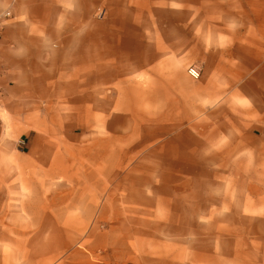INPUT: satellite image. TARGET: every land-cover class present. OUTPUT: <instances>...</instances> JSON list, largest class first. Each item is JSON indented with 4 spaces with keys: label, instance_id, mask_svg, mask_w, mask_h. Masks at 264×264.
Returning <instances> with one entry per match:
<instances>
[{
    "label": "crops",
    "instance_id": "obj_1",
    "mask_svg": "<svg viewBox=\"0 0 264 264\" xmlns=\"http://www.w3.org/2000/svg\"><path fill=\"white\" fill-rule=\"evenodd\" d=\"M109 1L120 17L102 28L47 17L91 14L101 0H0V13L11 12L0 35L2 101L30 164L15 174L33 185L60 174L83 184L90 154L100 190H132L141 176L137 189L155 190L157 201L145 193L139 205L163 213L133 216L125 201L108 220L124 225L109 233L106 264H264V0ZM41 110L77 111V126L110 134L94 135L92 152L78 146L69 166L74 158L53 150L51 120L34 115ZM134 141L155 160L134 166ZM82 233L0 230L26 251L0 254V264H95L79 247L58 261L65 248L52 240ZM36 238L48 240L44 253Z\"/></svg>",
    "mask_w": 264,
    "mask_h": 264
},
{
    "label": "rangeland",
    "instance_id": "obj_2",
    "mask_svg": "<svg viewBox=\"0 0 264 264\" xmlns=\"http://www.w3.org/2000/svg\"><path fill=\"white\" fill-rule=\"evenodd\" d=\"M109 2V0H101V3L91 14H53L47 17L52 18L51 21L58 23L90 22L100 24L103 28L105 24L120 17L110 13ZM34 115L38 119H45L48 122L51 120L49 122V136L51 137L50 140L53 141V150L67 152L68 157L74 158L68 164L69 166L72 165V167L77 166L75 157L77 156L78 146L81 148L85 147L86 151L92 152L93 144L91 140L93 136L110 134L109 128L105 126H77V117L80 115L77 111L57 110L48 112L41 110ZM104 117H106L105 114H102L101 119ZM67 120L70 125H59L62 121L67 122ZM21 130L14 124L4 102H0V136L2 137L0 141V230L81 231L83 232L82 237L78 239L52 240L55 247L65 248L60 250L58 261L69 249L79 247L85 250L91 262L106 264L103 253L107 251L108 243L111 241L109 233L114 230V227L124 225L112 223L108 220L110 216L125 213V201L127 204L132 205L133 216L147 214L151 220H155L153 218L155 215L163 213V211L159 212L155 208L146 210V208L141 207L142 205H139L145 193L148 194H146V197L154 202L157 201V192L155 190H146L144 193L142 190L137 189L138 186H142L141 176L133 175L132 190L124 191L119 188L111 191L100 190L96 181L98 177L93 175L96 164H94V159L90 154L85 156L86 174L83 184L77 181V175L68 176L66 174L54 176L37 175L38 183L35 185L29 184L23 180L27 175L15 174V168L30 166L28 153L22 157L18 155L21 150L18 145ZM64 136H80L82 138L81 141L84 138L85 142L64 144L60 141L62 140L60 138ZM135 138L137 136H134ZM20 144L27 151L28 148L25 147V142L21 141ZM37 146L38 150H41L42 145L38 143ZM147 147V144L134 141V166L149 165V162L155 160L154 156L150 157L148 155ZM56 162L58 166H68L61 163L60 159H56ZM17 172L20 171L17 170ZM152 205L155 206V203ZM60 218H64L67 222L55 221ZM157 225L156 223H149L143 228L145 230L156 229ZM132 226L134 229H142V223H132ZM12 241L8 239L0 240V254L2 256L10 258L26 252L12 245ZM34 242L36 252L44 253L48 240L36 238ZM71 242L73 243L71 244ZM66 247H69V249L67 248V250Z\"/></svg>",
    "mask_w": 264,
    "mask_h": 264
},
{
    "label": "built area",
    "instance_id": "obj_3",
    "mask_svg": "<svg viewBox=\"0 0 264 264\" xmlns=\"http://www.w3.org/2000/svg\"><path fill=\"white\" fill-rule=\"evenodd\" d=\"M11 17V12L10 10H5L3 12L0 13V35L3 31V28L6 24V21ZM188 73L191 77L198 79L201 76V70L195 66H190L188 68ZM3 97V90L0 86V102L2 100Z\"/></svg>",
    "mask_w": 264,
    "mask_h": 264
}]
</instances>
